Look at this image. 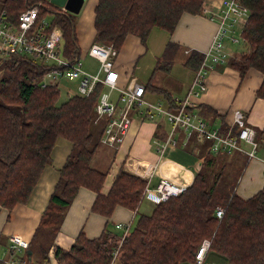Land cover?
Returning <instances> with one entry per match:
<instances>
[{
	"label": "trees",
	"instance_id": "obj_1",
	"mask_svg": "<svg viewBox=\"0 0 264 264\" xmlns=\"http://www.w3.org/2000/svg\"><path fill=\"white\" fill-rule=\"evenodd\" d=\"M204 1L98 0L94 8L95 39L120 49L127 34L133 33L145 43L154 27L174 30L184 11L207 14ZM242 2L250 10L242 32L248 52L232 57L229 63L241 76L251 66L264 73V0ZM33 5H39V19L49 17L51 24L61 26L63 54L78 59L81 48L76 13L49 0H2L0 10L18 24L19 14ZM203 58L202 53L192 50L185 63L197 70ZM161 66L167 65L158 61L149 82ZM48 68L25 54L0 59V204L11 209L27 201L50 160L57 137L68 138L73 142L72 151L29 248L42 264L50 259L51 248L59 264H112L118 233L104 229L99 236L89 237L80 231L69 248L57 245L55 236L81 186L97 193L92 210L110 216L117 204L137 208L147 179L121 168L108 193L101 191L106 171L95 168L92 160L105 119L100 123L93 120L104 84L98 83L89 95L72 94L59 103L58 85L43 84ZM151 87L164 95L169 106H177L166 88L153 83ZM257 94L264 97V79ZM220 127L227 128L224 124ZM230 153L212 152L207 142L193 182L179 195L156 203L151 213L139 215L122 242L118 257L122 264L192 263L205 237L211 238L208 255L218 254L228 264H264V188L248 198L238 194L236 187L248 159L242 153L244 160L238 166L228 159ZM219 204L225 206L221 218L216 215ZM0 264L7 263L0 259Z\"/></svg>",
	"mask_w": 264,
	"mask_h": 264
},
{
	"label": "crops",
	"instance_id": "obj_2",
	"mask_svg": "<svg viewBox=\"0 0 264 264\" xmlns=\"http://www.w3.org/2000/svg\"><path fill=\"white\" fill-rule=\"evenodd\" d=\"M97 1L85 0L80 16H78L76 27L80 47H88L95 39L94 8ZM223 1L205 0L204 9L207 14L184 11L178 24L171 32L161 27H157L161 30L152 28L145 43L141 41L140 36L133 33L127 34L117 57V65L121 74L120 81L126 83L130 75L139 78L135 73V67L137 60L142 55L151 53L155 59L172 51L173 55L170 54V59L167 60L168 64L165 63L167 66L160 67L167 72L166 76L159 75L154 81L155 70L153 85L166 88L173 98L187 95L196 70L188 66L185 61L190 51L195 50L203 53L209 47L218 28ZM240 36L242 39L240 43L232 42L229 38L225 39V48L229 52L228 61L216 65L208 71L205 90L199 95H191L194 101L192 108L206 120L208 119L211 125L220 127L224 124L226 129L233 128V131H237L238 128L234 122V112L239 110L246 122L256 129V138L259 143L258 152L259 156L263 157L264 97L259 96L257 90L263 82L264 73L251 66L245 75L241 76L240 71L230 65L229 60L232 57L248 52V45L244 41L242 33ZM94 60L97 62V66L90 67L91 70L97 69L99 65V61L95 58ZM158 61L156 59V63ZM168 65L170 66L168 67ZM176 65H180L184 70L183 73L175 74L173 72ZM145 85L146 98L153 101L162 100L166 103L164 95L152 89L151 81L146 82ZM117 96L118 92L114 90L113 98L116 99ZM167 123L168 121L161 116L144 120L136 118L123 143L116 151L108 145L99 144L92 164L95 168L106 171L101 188L103 193H108L110 190L120 167L145 179L151 176L150 181H146L145 187L147 185L155 187L161 176H168L179 182L186 181L188 185L193 182L197 166L200 165L201 151L204 146L206 147L208 141L199 139L194 134L186 145H171L160 154L156 149L167 134L169 128ZM158 125L161 127L158 128ZM72 148L71 140L58 136L50 152V160L42 170L28 200L17 203L11 209L0 204V246L5 248L11 233H19L28 240L33 238L59 180L60 170ZM227 156L238 166L243 163L244 155L242 153L232 152ZM261 188H264V163L259 158L250 159L238 180L236 191L240 196L248 198ZM96 194L88 187L81 186L79 188L55 236L54 242L57 245L64 248L71 247L80 231H84L89 237L99 236L104 229H108L114 234H120L121 229L117 227V223H130V227H133L140 214H148L153 210L150 204H143L144 199L142 198L137 208L131 209L117 204L112 215L106 216L92 210ZM144 197L153 202L148 197ZM142 206H144L143 210ZM48 262L52 264L51 258Z\"/></svg>",
	"mask_w": 264,
	"mask_h": 264
},
{
	"label": "built area",
	"instance_id": "obj_3",
	"mask_svg": "<svg viewBox=\"0 0 264 264\" xmlns=\"http://www.w3.org/2000/svg\"><path fill=\"white\" fill-rule=\"evenodd\" d=\"M61 8L66 10L65 7ZM249 12L248 6L242 0L223 1L218 28L209 47L202 53L204 58L195 71L188 94L174 98L177 106H169L162 100L153 101L146 98L145 83L130 73L127 82L122 83L117 65L119 48L113 43L94 39L88 47H80L78 59L68 58L61 49L63 36L61 26L51 24L47 17L39 19V5L23 10L18 16V24L7 19L5 12L0 10V59L13 54H27L43 61H51L47 64L49 68L43 76V84L58 85L61 77H67L77 81V92L74 94L89 95L98 83H103L105 88L95 105L93 121L100 123L105 119L100 143L112 147L114 151L123 143L136 118L144 120L161 116L170 123V128L156 149L160 154L171 145H186L190 137L196 134L199 139L210 142L212 152L238 151L244 153L248 160L259 158L264 163V156H259L258 152L256 129L246 122L239 110L234 112V122L238 128L237 131H233V128L223 130L219 126L211 125L192 108L194 101L191 95H199L205 90L206 74L210 69L227 63L229 52L225 48V39L229 38L232 42L241 40L238 35L243 32ZM86 55L99 61L97 69L91 70L84 66L82 59ZM114 90L118 92L116 99L113 98ZM180 133H183V136L180 137ZM150 179L151 176L147 181ZM187 186L186 181L179 182L171 177L161 176L155 187L148 185L145 187L142 198L146 196L159 203L173 195H179ZM224 213L225 206L219 204L216 207V215L221 218ZM117 227L121 229V233L113 251L112 264L120 256L122 242L131 230L130 223H117ZM210 246L211 238L205 237L198 245L191 264H209ZM29 247L30 240L19 233H11L2 260L7 264H38L32 260L34 253ZM49 256L52 264H59L54 258L52 248L49 250ZM43 264L49 262L45 261Z\"/></svg>",
	"mask_w": 264,
	"mask_h": 264
},
{
	"label": "rangeland",
	"instance_id": "obj_4",
	"mask_svg": "<svg viewBox=\"0 0 264 264\" xmlns=\"http://www.w3.org/2000/svg\"><path fill=\"white\" fill-rule=\"evenodd\" d=\"M1 2H2V0H0V4H1ZM84 5V4H83ZM83 5H82V7H83ZM82 7L80 8V10L78 11V12H76V16H77V20H78V16H80L79 14L81 13V10H82ZM86 8H87V5H86ZM47 19L51 22V19L49 18V17H47ZM95 19V18H94ZM90 20H91V18H90ZM95 25V24H94ZM157 30L159 29V30H161L160 28H157V27H155ZM240 38H241V36L240 35H238ZM242 41V39L239 41V42H236V43H240ZM150 53V52H149ZM170 54L171 55H173L172 54V51H168V52H166V54L163 56V57H161V56H158L157 58H155L154 59V57H152V54L150 53L149 55L146 53V54H144V55H142L138 60H137V62H136V67H135V69H136V74H138V76H139V78H140V80L142 81V82H149V78L151 77V73H152V71H153V68H154V66H155V64H156V59H158L159 60V65H161V64H164V63H167V60H169L170 59ZM30 56V55H29ZM88 57V58H87ZM40 62H43L44 64H49V63H51V61H47V60H41V59H38ZM83 60V64H84V66L85 67H88V68H90V67H95V66H97V62L94 60V58H92V57H90V56H86L85 58H83L82 59ZM183 69H181V67H180V65H176L174 68H173V72L175 73V74H177V73H183ZM172 72V73H173ZM166 73L167 72H165L162 68H157L156 69V72H155V75H154V81H156V77H158L159 75H164V76H166ZM44 78V77H43ZM44 80H46V77H45V79ZM60 81H59V89H60V97H59V103L60 102H62V101H64V100H66L70 95H72V94H74V93H76L77 92V87H76V85H77V81L76 80H71V79H68L67 77H61L60 79H59ZM153 81V78H152V80H151V83H153L152 82ZM48 84H50V83H47L46 85H48ZM45 85V84H44ZM51 85H53V84H51ZM206 119V118H205ZM207 121H208V119H207ZM208 122H210V121H208ZM169 123V122H168ZM167 123V125L169 126V128H170V123L168 124ZM214 126V125H213ZM168 128V129H169ZM167 129V130H168ZM247 147H248V145H247ZM122 168V167H121ZM120 168V169H121ZM143 199H144V202H143V204L144 205H147V204H150V206L151 207H155V203H153V202H151L150 200H148V199H146L145 197H143ZM150 199V198H149ZM143 208H144V206H142V210H143ZM152 211V210H151ZM151 213V212H150ZM147 214V213H146ZM4 250H5V248H4V246H0V258L2 259V258H4L5 257V254H4ZM25 255V257H28V255L27 254H24ZM32 260L34 261V262H38V264L39 263H41L40 261H38V257H37V255H36V253L35 254H33V258H32ZM209 261H210V263L209 264H228L227 263V260L225 259V258H223L222 256H220V255H218V254H211V255H209ZM114 264H122L121 262H120V260L119 259H117L116 261H115V263ZM181 264H191L190 262H187V261H184V262H182Z\"/></svg>",
	"mask_w": 264,
	"mask_h": 264
},
{
	"label": "water",
	"instance_id": "obj_5",
	"mask_svg": "<svg viewBox=\"0 0 264 264\" xmlns=\"http://www.w3.org/2000/svg\"><path fill=\"white\" fill-rule=\"evenodd\" d=\"M49 1L60 7H65L66 10L72 11L74 13L78 12L85 2V0H49Z\"/></svg>",
	"mask_w": 264,
	"mask_h": 264
}]
</instances>
